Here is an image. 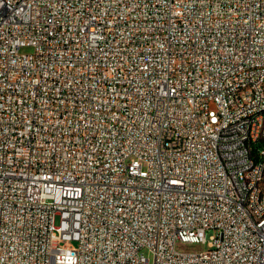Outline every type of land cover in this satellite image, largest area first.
Segmentation results:
<instances>
[{
	"label": "built area",
	"instance_id": "obj_1",
	"mask_svg": "<svg viewBox=\"0 0 264 264\" xmlns=\"http://www.w3.org/2000/svg\"><path fill=\"white\" fill-rule=\"evenodd\" d=\"M250 61L264 0H0V264H264Z\"/></svg>",
	"mask_w": 264,
	"mask_h": 264
},
{
	"label": "rangeland",
	"instance_id": "obj_2",
	"mask_svg": "<svg viewBox=\"0 0 264 264\" xmlns=\"http://www.w3.org/2000/svg\"><path fill=\"white\" fill-rule=\"evenodd\" d=\"M21 51L22 52H31V51H33V48L30 46H26V47H23L21 49ZM258 146L260 148H263L264 142H259ZM59 222H60L59 217H56L55 224L58 225ZM212 233H213L212 231H209L207 234V238H209V236ZM73 243L76 244V241H74ZM207 248H208L207 243L178 242L176 245V249L180 252H196V251H201V250H204ZM144 252L151 259V261H153V255L148 250H145Z\"/></svg>",
	"mask_w": 264,
	"mask_h": 264
},
{
	"label": "bare ground",
	"instance_id": "obj_3",
	"mask_svg": "<svg viewBox=\"0 0 264 264\" xmlns=\"http://www.w3.org/2000/svg\"><path fill=\"white\" fill-rule=\"evenodd\" d=\"M263 61H250L248 62V71H263ZM262 176H264V169H262ZM258 194H264V180H260V187H258Z\"/></svg>",
	"mask_w": 264,
	"mask_h": 264
}]
</instances>
